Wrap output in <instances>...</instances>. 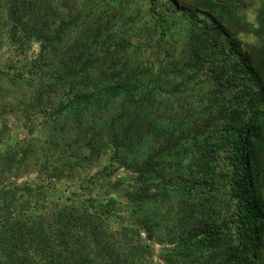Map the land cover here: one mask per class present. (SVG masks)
<instances>
[{"label":"trees","instance_id":"1","mask_svg":"<svg viewBox=\"0 0 264 264\" xmlns=\"http://www.w3.org/2000/svg\"><path fill=\"white\" fill-rule=\"evenodd\" d=\"M114 1L0 0L9 38L40 49L8 65L33 92L17 97L23 105L17 109L30 125L3 168L11 173L16 164L30 168L33 149L23 147L28 146L25 139L35 143L31 122L36 113L52 129L71 132L76 144L69 145L72 162L57 159L51 148L40 149L39 170L47 181H0V264H154L144 256L149 246L140 242L144 237L154 241L152 226L126 225L115 199L99 201L105 188L120 185L113 182L118 172L134 176L133 189L126 192L133 207L159 198L168 187L188 193L178 210L181 218L174 217L177 224L165 225L175 237L168 232L173 247L163 264H264V3L254 24L241 15L248 0H145L154 21L136 29L127 4L121 0L113 11ZM180 23L187 26L188 37L177 52L170 39L172 27ZM135 34L142 37L139 45L133 42ZM241 34L253 35L257 43L242 50ZM147 47L177 55L172 71L186 67L181 78L188 93L193 77L212 84L200 100L204 109L197 116L187 109L194 114H188L190 124L183 132L178 110L163 112L158 95L160 86L180 95L181 84L165 79L167 69L150 76L141 58ZM110 107L114 116L104 122ZM165 118L171 123L160 126ZM183 139L193 142L205 172L177 181L160 173L158 161L176 154ZM146 141L152 152L135 161L130 155ZM108 149H113L114 170L104 166L96 182L81 179L80 191L73 190L71 175L97 163ZM219 187L227 199L216 209L210 197ZM213 214L224 219L217 223Z\"/></svg>","mask_w":264,"mask_h":264},{"label":"rangeland","instance_id":"2","mask_svg":"<svg viewBox=\"0 0 264 264\" xmlns=\"http://www.w3.org/2000/svg\"><path fill=\"white\" fill-rule=\"evenodd\" d=\"M120 2L121 0H116L113 2V11L118 10ZM123 3L127 4V13L135 16L137 26L136 29L144 25L145 22H150L149 24L153 23V14L150 13L151 5L148 1L123 0ZM262 3H264V0H248V7L241 12V15L246 16L251 23L255 24L258 9ZM6 29L7 19L6 17H2L0 19V138L2 139V143L0 145V177L4 176L5 179H0V181L4 180L5 182V180H8L9 178L10 180H15L18 183L28 182L30 184H33L32 182H35V184H40L42 183L41 181H47L46 177L44 180L41 179L44 176L39 170V164H41V160H43V155L41 154L40 149L51 148L52 150H55L53 152H56L55 156L57 159L61 160L62 158H65L66 160L72 162V157H74V155L70 150L69 145L73 148L75 147V137L71 134L70 131V133H68L67 131L65 133H62L58 130L56 131L52 129V127H49L46 123L45 117L42 114L36 113L34 114L31 122L34 130L33 139L35 140V143H33L32 140L25 139L24 142L28 143V146L23 145V148L27 147L25 149H29L30 147L33 149L32 151L30 150L31 155L30 153L28 154L29 158L32 157L31 160H29L31 165H29L30 168L23 169L21 166L16 164L15 166H13L12 173L9 171V168H3V160H5V157L14 150L17 140L24 138V136L27 134V132H25L23 128L27 125H30V122L24 118V111L22 109H17V107L19 106L23 107L22 104H18L17 97L24 95V98H29L33 92V88L26 86L23 80L18 79V75L14 70H8V65L16 63L18 60L25 57H29L32 52H39L40 50L37 46H35L34 49L28 48L29 45L27 44V41L24 43H14L9 38ZM171 35V46L177 52H179L182 48V39L184 37H188L187 26L183 23L177 25L175 24V26L172 27ZM240 39L245 44L242 47V50L244 51L247 49L246 46L248 44L255 45L257 43V39L253 35L241 34ZM141 41L142 37H140V35L138 34H135L133 42L136 45H139ZM61 44L63 47H65L67 45V42L63 40ZM145 50L146 48L142 49L143 54L141 58L144 66L148 68L150 76H152V74L156 75V73H159L162 69H167L168 75L165 77V79H170L172 83L181 84L177 89L180 91V95H177L178 93L170 95L167 93V91L162 89V86L158 88V95L161 96V99L164 101V106L162 107L163 112L166 109L169 110V113L171 110L172 113H174V110H178L177 112H179V116L177 117V120L179 123L181 122L184 125L179 126L178 128L180 129L178 130L179 133L183 132L186 129V126L190 124V120L188 117V114L190 113L189 111H187V109H193L195 113H193L194 115L198 114V112L200 113L205 107L201 106L200 100L205 98L204 94L209 91L208 85H210L211 88L212 84H210L209 81H207V83L203 82L204 80H200L199 77H193L190 82L192 91L188 93L187 90L185 91L186 87H188V84L186 80H183L181 78L182 75L186 77V73L188 72L185 69L186 67H178V69L182 70L181 73L180 70H176L178 72L172 71L176 67L174 66L173 59L177 57V55L174 57L172 56L173 58L168 57L164 51H161V49L158 48L156 49L147 47L146 52ZM174 60L176 61V64L178 66L177 62L179 61V59ZM10 103H12L14 107H5L3 109L4 105ZM205 103L207 104V101H205ZM112 105L115 106V104ZM189 105H191L192 107H190ZM110 109L111 114L109 112L103 114L104 122H110L112 117L114 116L112 113L113 108L110 107ZM163 120L164 121L158 122L160 126L171 123L170 119L168 118H165ZM144 145L145 146L143 147L137 148V153L135 155H130L135 161H144L145 158L152 152L151 142L146 141ZM177 151L178 152H176V154L172 156H165L159 159L158 170L161 174H163L167 178H172L174 180L180 181L181 179L190 180L192 177H194L191 175H199L201 172H205L202 167V164L204 163H202L200 155L196 152V148L191 140L183 139ZM112 153L113 149H108V152L105 153L97 163L86 168H81L77 174V177L71 175L72 180L75 181V183H73L74 185H71L73 187V190L80 191V183L78 181L81 179H83V182L85 184L90 181L96 182V179L101 176L100 173L102 172L104 166L107 167V172H112L114 170L112 166H116V161H112L110 159ZM85 154L88 155V151L85 152ZM112 162L113 165L111 164ZM37 164L38 166H36ZM110 165L112 166L110 167ZM212 165H214V163H210V166ZM16 167L19 168L18 174H15ZM10 168L12 169V167ZM219 170L220 167L217 168L216 172H218ZM118 173L119 175H116L114 177L113 182L121 181L120 185H115L114 188H105L104 192H102L101 194V198H99V201L105 203L110 199H115L117 203L116 208L120 212L119 216L126 225L135 227L139 225L144 226L147 224L152 226L153 230L157 232L156 236L154 237V241L148 242L146 237H144L143 240H140L143 246H149L146 250L150 251V254L145 253L144 256L148 261L154 264H163L166 250L171 248V246L173 247V244H170L169 236L172 239H174L175 237V233H173L169 228H167V230L165 225H169V227H172L174 224H177V219L174 220V217L176 215L178 218H181V215L178 216V210H181L182 201L185 198V195H187L188 193L183 194L177 187H168L166 190H160V195L157 194L159 195V198L148 200L140 204L139 206L133 207L128 203L126 192L132 191L134 176L125 178L120 175L121 172ZM69 181L71 180L69 179ZM66 183H68L66 180L62 181V184H60L59 187H61V189L65 188ZM219 188L221 189H214L213 193L215 194L211 195L210 197L211 201L215 203L214 207L216 209L219 208L220 203L222 207V204L225 203V199H227L225 189L222 187ZM195 198L197 200L205 202V200L200 198L199 196H195ZM163 201H165L169 208L164 207ZM178 205L180 206V208ZM203 214H200L198 216L200 218L207 219L203 216ZM223 216L224 215H222L221 217H217L213 214L212 219L215 222L220 223L224 219ZM118 227V224L114 226L115 229H118ZM204 255L205 258L208 257L207 253H205ZM202 260L205 259H201V261Z\"/></svg>","mask_w":264,"mask_h":264}]
</instances>
